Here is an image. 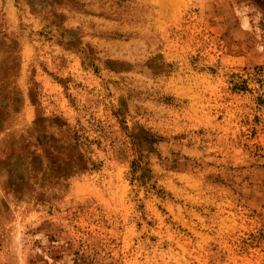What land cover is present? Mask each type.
<instances>
[{"label": "rangeland", "instance_id": "1", "mask_svg": "<svg viewBox=\"0 0 264 264\" xmlns=\"http://www.w3.org/2000/svg\"><path fill=\"white\" fill-rule=\"evenodd\" d=\"M0 264H264V13L0 0Z\"/></svg>", "mask_w": 264, "mask_h": 264}, {"label": "trees", "instance_id": "2", "mask_svg": "<svg viewBox=\"0 0 264 264\" xmlns=\"http://www.w3.org/2000/svg\"><path fill=\"white\" fill-rule=\"evenodd\" d=\"M241 1V0H237ZM254 3L264 13V0H246Z\"/></svg>", "mask_w": 264, "mask_h": 264}]
</instances>
